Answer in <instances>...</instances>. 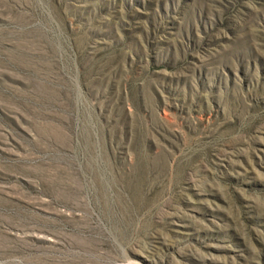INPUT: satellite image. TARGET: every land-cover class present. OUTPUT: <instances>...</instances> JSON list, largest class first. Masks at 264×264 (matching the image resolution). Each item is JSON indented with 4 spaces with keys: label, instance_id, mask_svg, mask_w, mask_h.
Listing matches in <instances>:
<instances>
[{
    "label": "rangeland",
    "instance_id": "obj_1",
    "mask_svg": "<svg viewBox=\"0 0 264 264\" xmlns=\"http://www.w3.org/2000/svg\"><path fill=\"white\" fill-rule=\"evenodd\" d=\"M0 264H264V0H0Z\"/></svg>",
    "mask_w": 264,
    "mask_h": 264
}]
</instances>
